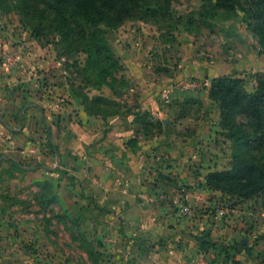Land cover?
<instances>
[{
  "label": "rangeland",
  "instance_id": "rangeland-1",
  "mask_svg": "<svg viewBox=\"0 0 264 264\" xmlns=\"http://www.w3.org/2000/svg\"><path fill=\"white\" fill-rule=\"evenodd\" d=\"M4 1L0 5V66L10 60L12 67L9 70L1 68L0 78L15 73L17 79L11 85L4 82L6 79L0 80V221L12 224L16 220L32 225L30 231L20 229V235L25 233L29 238L19 245L27 252L38 255L37 264H112V224L104 222V225L102 219L105 218L101 214L99 226L92 227L90 218L82 221L75 217L60 198L61 179L68 178L74 185L78 184L76 179L67 177L68 172L64 169L60 168L58 172L52 173L42 169L40 162L22 157L21 145L15 144V148L8 152L5 149V143L14 137V133H10L5 124L20 127L17 115L28 100L23 95H29V98L35 95L31 85L22 81L23 74L29 78L31 70L32 73L37 72L39 76L42 75L40 83L49 82L48 87L60 88L62 83H69L79 86L82 93L93 96L103 95L108 98L116 94L119 96L118 101L125 106L123 112L132 113L136 111L134 106H137V100L136 92L130 88L135 82L128 80L126 66L130 62L128 58L137 54L139 48L148 52L145 57L155 63L154 67L166 68L167 65L171 75L179 70L180 64H185V56L198 57L219 68L216 77H243L245 89L252 92L257 85V76L264 74V45L248 26L250 19L241 10L233 18L226 19L221 12L210 20L213 26H206L199 21L197 32L186 30L185 18L180 24L161 18L132 19L115 29L103 24L100 27V37L105 38L121 65L118 76L112 79V76L92 74L88 69L86 54L78 50L81 47L79 44L64 43L55 35H49L47 39L38 42L31 35L29 21L23 19L17 10H13L8 3L10 0L6 3ZM202 4L203 0H175L172 13L178 17L198 12ZM121 75H124L123 79ZM188 80L192 79L182 81ZM197 80L207 85L203 83L196 91H177L173 95H178L167 103L159 99L171 120L160 135L167 141L174 139L178 147L181 143H192L191 152L195 151L197 157L185 158L180 164L177 160L173 161L172 177L162 172L159 176L154 175L153 180L156 181V186L160 185L170 195L167 202L173 207L177 206L179 210L185 206L190 207L191 213H183L181 219L197 214L198 217L204 216L201 219L209 221H212V217L218 222L213 224L220 223L223 226L217 230L219 241L217 248L212 249L214 256L204 263L264 264V192L249 200L225 195V198H221L200 183L209 168L232 169L235 149L227 136L229 132L221 125V108L209 96L212 78ZM129 99H132L131 103ZM14 120L16 122L12 123ZM236 121L247 123L243 114L236 116ZM27 124L30 126V121L24 122V126L27 127ZM28 130L29 128L26 131ZM43 134L46 135L45 132ZM40 135V132L34 134L31 142L44 145ZM261 135L264 138L263 132ZM187 137L189 140L185 139L184 142L183 138ZM241 152L255 166L254 179L263 177V184L264 143H250ZM12 162L23 163L27 167L38 165L39 168L32 170L23 167L20 170ZM52 162L55 163V159ZM165 164L167 165L166 161L161 167ZM52 165L54 164H50L51 167ZM150 184L154 185L152 182ZM198 194L202 195L203 200L197 199ZM173 196L178 197L177 202H173ZM212 202L214 204L210 205ZM207 213L210 215L208 218L205 215ZM0 231L3 233L0 237H7L8 233L13 235L15 229L5 225ZM113 231L114 236L120 234L115 228ZM4 246L8 244L0 239V247ZM224 246L229 247L230 259Z\"/></svg>",
  "mask_w": 264,
  "mask_h": 264
},
{
  "label": "crops",
  "instance_id": "crops-1",
  "mask_svg": "<svg viewBox=\"0 0 264 264\" xmlns=\"http://www.w3.org/2000/svg\"><path fill=\"white\" fill-rule=\"evenodd\" d=\"M145 56H148V52L139 48L137 54L128 58L130 62L126 66L127 78L135 82L130 88L136 92L138 108L135 109L150 111L156 120L163 121L165 125H170L171 120L159 101L164 88L184 79L214 78L219 71L212 63L185 56V64H180L174 75L167 76L156 73L155 63ZM17 58L21 59L19 56ZM5 63L0 69L9 70L12 67L10 60ZM31 74L29 78L23 74L22 81L31 85L35 95L33 98L23 95L28 100L17 115L20 127L5 124L7 130L14 133V137L5 143L6 151L14 149L15 144L21 145L22 157L40 162L42 169L52 173L64 169L68 172L67 177L76 179V185L68 178L61 179L60 198L75 217L82 221L90 218L92 227L99 226L101 214L105 218L102 219L103 224H112V264H206L204 261L208 262V258L214 254L210 244L208 251L200 249V244L209 240L216 243L217 248V230L223 226L213 224L218 222L212 217V221H209L197 214L181 219L182 210L168 203L170 195L160 185L156 186L153 180L154 175L159 176L162 172L172 177L173 161L177 160L180 164L185 158H196L197 153L191 152L192 143H181L178 147L174 139L167 141L162 135L145 137L135 132L131 112L104 118L85 108L80 96L74 92V85L62 83L60 88L48 87L49 82L40 83L42 75L32 73V70ZM15 76L13 73L0 80L6 79L4 82L11 85L17 79ZM26 121H30V126H24ZM38 132L44 145L31 142ZM132 137L139 139L136 147L127 144ZM185 139L189 140L188 137L183 138L184 142ZM37 146L40 151L29 153L31 147ZM54 159L55 163L52 162ZM165 161L167 165L161 167ZM50 164L54 165L51 167ZM27 168L36 170L39 167L33 165ZM215 170L209 168L204 173L200 182L202 186H205L206 175ZM211 193L225 198L220 191ZM177 198L173 196V202H177ZM207 214V218L210 217ZM5 225L15 231L13 235L8 233L7 237H0L8 244L0 247V264H37L38 255L27 252L19 245L29 238L25 233L21 236L20 229L30 231L32 225L16 220L12 224L1 220L0 229ZM114 228L120 232L117 236L113 235ZM0 234L3 236L1 231ZM90 241L95 244L93 240ZM108 241L106 243L110 244Z\"/></svg>",
  "mask_w": 264,
  "mask_h": 264
},
{
  "label": "trees",
  "instance_id": "trees-1",
  "mask_svg": "<svg viewBox=\"0 0 264 264\" xmlns=\"http://www.w3.org/2000/svg\"><path fill=\"white\" fill-rule=\"evenodd\" d=\"M174 1L10 0L8 3L13 10L21 14L23 19L29 21L31 35L38 42L47 39L49 35H55L64 43L79 44L81 47L78 50L86 54L88 69L92 74L108 75L112 76V79L118 76L121 65L105 38L100 37V27L103 24L115 29L132 19L161 18L164 21L180 24L185 18L186 30L197 32L199 21L206 26H213L210 20L215 19L221 12L226 19L233 18L241 10L250 19L248 26L264 45V0H203L198 12L194 11L178 17L172 13ZM0 5H3L2 0ZM154 70L156 73L171 75L167 67L156 66ZM120 77L123 79L124 75ZM73 89L88 111L99 113L104 118L120 114L125 108L118 101L119 96L116 94L107 98L103 95L91 96L89 93H82L79 86ZM209 96L221 108V125L229 132L227 136L233 143L235 152L232 169L211 171L206 175L204 185L209 190L220 191L225 196L249 200L264 192V183H261L263 177L254 179L255 166L242 155L241 149L250 143H264L261 135L262 132L264 133V74L257 76V85L252 92L245 89L243 77L231 75L214 77L209 87ZM132 114L135 132L145 137L160 135L167 126L163 121L156 120L150 111L139 108ZM239 114L246 117L247 123L236 121V116ZM138 140L137 137H132L127 144L136 147ZM12 164L20 170L24 166L23 163L12 162ZM209 244L212 249L216 247V243L204 240L200 244V249L208 251ZM223 249L228 256L229 248L224 246Z\"/></svg>",
  "mask_w": 264,
  "mask_h": 264
},
{
  "label": "built area",
  "instance_id": "built-area-1",
  "mask_svg": "<svg viewBox=\"0 0 264 264\" xmlns=\"http://www.w3.org/2000/svg\"><path fill=\"white\" fill-rule=\"evenodd\" d=\"M203 83H205V82L198 81L197 79H192V80H188V81H181L180 83H175V84L169 86L168 88L164 89L161 92V99L164 102H170L171 96L175 92H177V91H180V92L196 91V90H199L203 86ZM205 84L207 85V83H205ZM37 150H39L38 147H31L29 149V153H31V154L36 153ZM197 199L203 200L202 195L198 194ZM190 211H191L190 207H188V206L182 207L183 213L189 214Z\"/></svg>",
  "mask_w": 264,
  "mask_h": 264
}]
</instances>
